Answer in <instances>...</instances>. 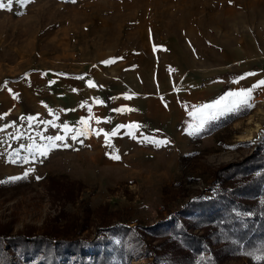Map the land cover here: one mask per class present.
I'll return each mask as SVG.
<instances>
[{
  "label": "rangeland",
  "instance_id": "obj_1",
  "mask_svg": "<svg viewBox=\"0 0 264 264\" xmlns=\"http://www.w3.org/2000/svg\"><path fill=\"white\" fill-rule=\"evenodd\" d=\"M23 7L0 8L1 227L43 228L61 213L76 216L82 230L90 226L83 237L104 221L153 225L211 197L212 172L250 156L251 143L264 137V86L250 107L198 133L188 115L264 79V0H29ZM247 73L254 75L233 82ZM89 117L102 120L89 119L90 128L107 133L139 127H121L112 147L103 134L72 139L63 130ZM56 135L64 139L51 147L44 137ZM46 146V155L36 153ZM75 185L80 193L62 203ZM163 255L159 264H176ZM222 264L251 263L234 256Z\"/></svg>",
  "mask_w": 264,
  "mask_h": 264
},
{
  "label": "trees",
  "instance_id": "obj_2",
  "mask_svg": "<svg viewBox=\"0 0 264 264\" xmlns=\"http://www.w3.org/2000/svg\"><path fill=\"white\" fill-rule=\"evenodd\" d=\"M28 1L11 3L24 8ZM234 118H221L220 124ZM251 145L250 156L212 172L216 187L211 197L190 201L153 225L104 221L83 237L90 226L82 230L76 216L66 218L61 213L43 228L13 232L0 226V264H129L133 257L151 258L159 264L160 252L163 256L170 252L176 264H222L234 256L264 264V259H255L264 255V137ZM75 187L62 203L80 193L81 186ZM83 210L90 212L89 207ZM61 219L66 221L58 224ZM149 238L158 243L151 244Z\"/></svg>",
  "mask_w": 264,
  "mask_h": 264
},
{
  "label": "snow or ice",
  "instance_id": "obj_3",
  "mask_svg": "<svg viewBox=\"0 0 264 264\" xmlns=\"http://www.w3.org/2000/svg\"><path fill=\"white\" fill-rule=\"evenodd\" d=\"M9 3H11V0H8ZM74 2V0H73ZM4 7L3 3H0V8ZM112 61H105V63H109ZM250 75H254L253 73H247L244 76L238 78L237 80L233 81L234 83H238L239 79H244L247 76ZM82 78V77H80ZM50 83H54V81H51ZM87 86L88 87H97L98 85H96L93 81L89 80L87 81ZM264 86V79L259 80L256 84L252 85L249 88H240L237 90H232L229 91L227 93H225L223 96H221L219 99L212 101L211 103H207V104H202V105H196L193 106L192 109L190 111H188V115L189 117L192 118V120L194 121V123L189 124V129L191 130V133H198L200 132L207 123L217 120L220 117L240 110L243 107H250L251 105L249 104V101L251 99V94L252 92L258 88ZM73 91H76V89H73ZM126 99H131V96H125ZM95 103H101L99 100H96ZM82 107L86 106V105H81ZM124 109H115V111L119 112L122 111ZM128 111H132V109H126ZM88 111L91 112V108H88ZM29 122V124L31 125L35 120L36 117H27L26 118ZM55 119H59L58 116L55 117ZM89 119H95V122L97 124L101 123L102 120L101 118L98 117H89V118H82L81 121L79 122L82 127L80 128H70L69 125L64 124L63 125V130L67 133V132H72V139H77L78 137L81 136H85L87 135V133L89 131L93 132L96 135H104V139H105V143L109 146L112 147L111 144V137H114L118 134L119 129L121 127H128L129 129H138V125H136L135 123L128 125V126H117V128L113 129L110 133L104 132V129H92L89 126ZM104 122H109V121H104ZM45 124L49 123L47 121L43 122ZM7 127V126H6ZM3 129H0V131H2ZM129 135H132V132L129 131L128 133ZM15 138V137H14ZM44 139H47L49 141V145L51 147H56L57 145L55 144V141H62L64 139L63 136L61 135H56V136H49V137H44ZM144 141L148 142V137H143ZM167 141H160V143H166ZM64 147H67L68 145L64 144ZM36 153L44 156L47 154V146L44 148H38L36 149ZM113 159H119L118 155H113L112 156ZM25 162H27L28 158L24 157L23 158ZM33 159H35V155L33 156ZM28 173H25V176H27ZM10 179H20V177H13ZM39 179V178H38ZM256 260H261L264 259V255L262 256H255Z\"/></svg>",
  "mask_w": 264,
  "mask_h": 264
}]
</instances>
